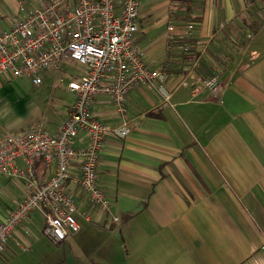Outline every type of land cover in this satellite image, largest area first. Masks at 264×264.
Masks as SVG:
<instances>
[{
    "label": "crops",
    "instance_id": "crops-1",
    "mask_svg": "<svg viewBox=\"0 0 264 264\" xmlns=\"http://www.w3.org/2000/svg\"><path fill=\"white\" fill-rule=\"evenodd\" d=\"M37 4L0 0V29ZM187 21L189 39L181 32ZM136 25L135 46L165 79L134 86L128 135L104 138L98 183L109 212L91 207L67 182L79 231L53 243L35 209L12 230L0 264H264V0H139ZM211 76L223 85L219 97L193 89L196 78ZM60 77L45 72L34 85L30 77L0 75V136L36 123L56 132L75 99ZM91 111L109 127L122 123L106 94L95 95ZM73 143L84 146L86 138ZM54 166L35 160L44 177ZM79 169L80 159L72 160L70 172ZM23 194L19 179L0 173V221ZM86 210L89 220L80 214ZM38 226L57 245L51 255H39L40 239L28 233Z\"/></svg>",
    "mask_w": 264,
    "mask_h": 264
},
{
    "label": "built area",
    "instance_id": "built-area-1",
    "mask_svg": "<svg viewBox=\"0 0 264 264\" xmlns=\"http://www.w3.org/2000/svg\"><path fill=\"white\" fill-rule=\"evenodd\" d=\"M138 9L139 0H38L26 14L17 16L10 28L0 29V75L26 76L34 85H40L41 71L61 61H77L85 66V73L67 84L75 99L56 132H48L36 123L24 133L4 132L0 136V173L19 179L24 188L16 206L0 221V252L12 230L35 209L42 212L43 232L53 243H61L67 235L79 231L74 216L79 208L64 188L67 182L81 189L91 207L109 212L110 202L98 183L104 138L108 133L120 138L128 135L127 95L134 86L165 79L164 69L151 68L133 42ZM192 28V23L184 22L182 35L189 39ZM174 30L175 25L169 23L167 39L173 40ZM188 49L186 42L183 50ZM181 82L186 84L185 78ZM193 86L207 89L213 97H219L223 90L217 76L196 78ZM160 90L163 92V85ZM97 94L110 97L122 118L120 125L109 127L92 114ZM82 136L86 144L75 145L73 141ZM37 158L46 165L54 162L51 175L37 173ZM18 159L23 166L16 164ZM74 159H80L78 175L69 170ZM80 214L90 219L88 210ZM112 218L119 223L118 216ZM16 246L25 250L18 242Z\"/></svg>",
    "mask_w": 264,
    "mask_h": 264
},
{
    "label": "rangeland",
    "instance_id": "rangeland-1",
    "mask_svg": "<svg viewBox=\"0 0 264 264\" xmlns=\"http://www.w3.org/2000/svg\"><path fill=\"white\" fill-rule=\"evenodd\" d=\"M84 69L85 66L83 64H80L77 61H72V62H66L62 61L55 65L54 67H49L43 71H41V76L45 74V72H52V73H59L61 75L60 78H63L65 83H68L69 80L78 78L80 75L84 74ZM58 79L56 80V84H58ZM43 84V83H42ZM43 87V86H42ZM48 88L47 86L45 89ZM78 217V215L76 214ZM32 232H34L37 236L38 239H40L37 243V247L41 249V253L39 251V255H51L52 251L57 248V245L51 243L50 240H48L47 237H45L42 234L41 227L38 226V228L29 230L28 233L29 235H32ZM33 237V236H31ZM34 238V237H33ZM38 259L45 258L37 255Z\"/></svg>",
    "mask_w": 264,
    "mask_h": 264
}]
</instances>
